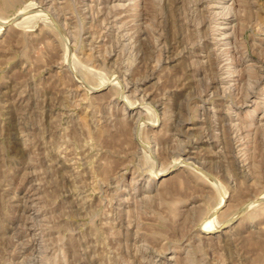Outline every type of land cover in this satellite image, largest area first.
<instances>
[{"label": "rangeland", "instance_id": "1", "mask_svg": "<svg viewBox=\"0 0 264 264\" xmlns=\"http://www.w3.org/2000/svg\"><path fill=\"white\" fill-rule=\"evenodd\" d=\"M6 19L0 264H264V0Z\"/></svg>", "mask_w": 264, "mask_h": 264}, {"label": "bare ground", "instance_id": "2", "mask_svg": "<svg viewBox=\"0 0 264 264\" xmlns=\"http://www.w3.org/2000/svg\"><path fill=\"white\" fill-rule=\"evenodd\" d=\"M6 21H7V19L1 21L0 23H1V24H4ZM15 21H16V20H15ZM13 23H14V22H13ZM133 106H134V105H132V106L129 105V107L135 108V106H134V107H133ZM153 124H155V123H153ZM176 163H177V162H176ZM220 203H221V202H220ZM210 214H211V213H210ZM219 225H220V224H217V225H208V226H207V229H208V230H206V232H207V231H211V230H213V229H216Z\"/></svg>", "mask_w": 264, "mask_h": 264}, {"label": "water", "instance_id": "3", "mask_svg": "<svg viewBox=\"0 0 264 264\" xmlns=\"http://www.w3.org/2000/svg\"><path fill=\"white\" fill-rule=\"evenodd\" d=\"M224 224V223H223Z\"/></svg>", "mask_w": 264, "mask_h": 264}]
</instances>
